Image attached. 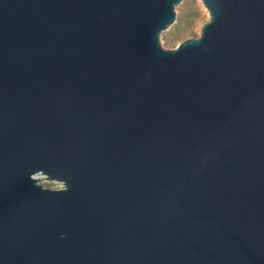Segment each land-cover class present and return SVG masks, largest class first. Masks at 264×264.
Instances as JSON below:
<instances>
[{
  "label": "water",
  "instance_id": "1",
  "mask_svg": "<svg viewBox=\"0 0 264 264\" xmlns=\"http://www.w3.org/2000/svg\"><path fill=\"white\" fill-rule=\"evenodd\" d=\"M181 1L0 0V264H264V0Z\"/></svg>",
  "mask_w": 264,
  "mask_h": 264
},
{
  "label": "rangeland",
  "instance_id": "2",
  "mask_svg": "<svg viewBox=\"0 0 264 264\" xmlns=\"http://www.w3.org/2000/svg\"><path fill=\"white\" fill-rule=\"evenodd\" d=\"M175 18L173 23L160 34L159 42L165 50L175 48L180 42L197 38L201 26L209 19L208 13L200 0H182L174 8ZM38 184L44 189L59 190L62 184L47 181L42 175H36Z\"/></svg>",
  "mask_w": 264,
  "mask_h": 264
}]
</instances>
